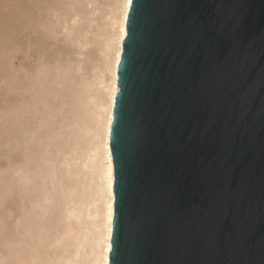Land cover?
Masks as SVG:
<instances>
[{
	"label": "water",
	"instance_id": "1",
	"mask_svg": "<svg viewBox=\"0 0 264 264\" xmlns=\"http://www.w3.org/2000/svg\"><path fill=\"white\" fill-rule=\"evenodd\" d=\"M109 264H264V0H131Z\"/></svg>",
	"mask_w": 264,
	"mask_h": 264
},
{
	"label": "clouds",
	"instance_id": "2",
	"mask_svg": "<svg viewBox=\"0 0 264 264\" xmlns=\"http://www.w3.org/2000/svg\"><path fill=\"white\" fill-rule=\"evenodd\" d=\"M119 7L99 0L3 5L9 29L21 13L37 16L31 35L25 28L8 39L6 32L0 264H107L94 245L105 226L98 177L114 100ZM73 17L70 30L57 31ZM62 45L77 51L58 50ZM90 49L94 59L84 55ZM69 158L75 167L67 172Z\"/></svg>",
	"mask_w": 264,
	"mask_h": 264
},
{
	"label": "rangeland",
	"instance_id": "3",
	"mask_svg": "<svg viewBox=\"0 0 264 264\" xmlns=\"http://www.w3.org/2000/svg\"><path fill=\"white\" fill-rule=\"evenodd\" d=\"M77 2H84V0H0V258H2V251H3V169L5 167V138H4V116H3V102H4V77H5V46H6V32L8 39H12L13 33H19V31H23L25 28L28 31L24 32L25 36L31 35L32 28L35 27V18L37 13L33 11L31 15L27 13H21L19 20L15 21L11 28L9 29L6 25V18L5 13L3 10V5L5 3H13V4H20V5H27V4H37V3H77ZM96 2V0H93ZM99 2H111L119 5L120 0H99ZM74 18V17H73ZM73 18H70L68 22L61 21V28L57 29V31H63L65 28L71 29ZM26 19V20H25ZM27 21V22H26ZM56 21H53L55 23ZM27 24V25H26ZM65 26V27H64ZM17 30V31H16ZM40 35L42 33L38 32L37 36H32V43H36L40 39ZM64 37H61L63 40ZM58 50H62L67 52L68 54H72L77 51V49L72 48L67 45H62ZM35 51V50H34ZM94 49L88 50L84 55L86 57L93 56ZM19 59H23V57H18ZM94 59V56H93ZM73 61L75 62V56H73ZM85 70H90L91 65L84 61ZM75 72V68L71 70ZM75 167V161L72 158H69L66 164L65 171L70 172ZM97 238V237H96ZM96 241V239H95ZM52 243L58 244V240H52ZM96 243V242H95ZM96 250V245H94V251Z\"/></svg>",
	"mask_w": 264,
	"mask_h": 264
},
{
	"label": "bare ground",
	"instance_id": "4",
	"mask_svg": "<svg viewBox=\"0 0 264 264\" xmlns=\"http://www.w3.org/2000/svg\"><path fill=\"white\" fill-rule=\"evenodd\" d=\"M119 6H120L119 7V17H118L119 25L117 29L116 42L113 48V73L112 74H113V85H114V88H113L114 100L109 110L110 121H109V126L107 127L103 161H101V171L98 177L101 183V196L103 199V207L105 209L104 211L105 226H102L96 238V241H95L96 250L94 251L96 257L103 255V259L107 261V264H109V252L111 249L110 235H111V228H112L113 200H114L113 191H112L113 179H114L113 178V162H112V156H111L110 146H109V134H110V126L113 121V108H114V103H115V96L118 93L117 61L119 64L120 56L122 53V42L126 36L127 14L130 8V5L126 3V0H120ZM125 17H126V20H125ZM104 227H105V230H104Z\"/></svg>",
	"mask_w": 264,
	"mask_h": 264
},
{
	"label": "snow or ice",
	"instance_id": "5",
	"mask_svg": "<svg viewBox=\"0 0 264 264\" xmlns=\"http://www.w3.org/2000/svg\"><path fill=\"white\" fill-rule=\"evenodd\" d=\"M126 3H127L128 5H130V4H131V0H126ZM125 20H126V17H125ZM117 66H118V61H117Z\"/></svg>",
	"mask_w": 264,
	"mask_h": 264
}]
</instances>
